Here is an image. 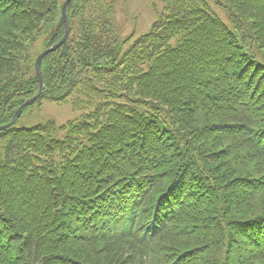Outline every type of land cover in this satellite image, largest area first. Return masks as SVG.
<instances>
[{
  "label": "trees",
  "instance_id": "obj_1",
  "mask_svg": "<svg viewBox=\"0 0 264 264\" xmlns=\"http://www.w3.org/2000/svg\"><path fill=\"white\" fill-rule=\"evenodd\" d=\"M160 1L126 37L113 1L69 3L37 101L81 113L0 131V264H264V0H212L228 23ZM61 8L0 0V124L38 92L30 49Z\"/></svg>",
  "mask_w": 264,
  "mask_h": 264
},
{
  "label": "rangeland",
  "instance_id": "obj_2",
  "mask_svg": "<svg viewBox=\"0 0 264 264\" xmlns=\"http://www.w3.org/2000/svg\"><path fill=\"white\" fill-rule=\"evenodd\" d=\"M65 0H59L63 6ZM113 1V16L116 31L121 37H126L132 31L134 35L145 32L161 11L160 0H107ZM209 6L225 21L228 16L212 0H206ZM48 33H44L33 43L29 56L35 60L37 54L45 47ZM80 110L73 109L70 100L56 102L49 99H41L31 104L17 120V126L32 127L37 124L53 122L56 126L66 123L70 119L78 117Z\"/></svg>",
  "mask_w": 264,
  "mask_h": 264
},
{
  "label": "water",
  "instance_id": "obj_3",
  "mask_svg": "<svg viewBox=\"0 0 264 264\" xmlns=\"http://www.w3.org/2000/svg\"><path fill=\"white\" fill-rule=\"evenodd\" d=\"M70 0H66L63 4V7H62V17H63V20H64V23H65V32H64V35L62 36V38L55 44H53L51 47L45 49L43 52H41L36 60H35V72H36V75L38 77V80H39V90L38 92L33 95L31 98H29L28 100H26L17 110L16 112L14 113L12 119L10 120V122H8L7 124H4V125H0V130H4L6 128H8L9 126H11L17 119L18 117L20 116L23 108L26 106V105H30L32 104L37 98L38 96L42 93L43 91V79H42V75H41V60H42V57L48 53V52H51V51H55L57 48H59L64 42L65 40L67 39L68 37V34H69V24H68V21H67V15H66V11H67V5H68V2Z\"/></svg>",
  "mask_w": 264,
  "mask_h": 264
}]
</instances>
